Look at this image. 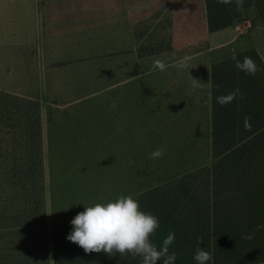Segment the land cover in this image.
I'll list each match as a JSON object with an SVG mask.
<instances>
[{
    "label": "rangeland",
    "instance_id": "374dc122",
    "mask_svg": "<svg viewBox=\"0 0 264 264\" xmlns=\"http://www.w3.org/2000/svg\"><path fill=\"white\" fill-rule=\"evenodd\" d=\"M189 1L0 0V90L40 103L50 242L54 229L85 206L121 195L138 196L143 190L160 188L169 177L215 164L211 146L166 147L162 158L149 159L151 152L164 147L153 139V71L126 82L122 99L121 85L103 87L106 73H120L114 63L120 59H96L95 49L100 45L104 44L106 55L116 36L118 48L123 49L127 41L134 46L132 35L137 28H146L145 22L154 27L170 9ZM263 16L256 6L242 7L227 31L239 36L241 48L257 43L264 56ZM210 34L206 30L198 37ZM197 42L193 41L192 48ZM46 43L51 50L49 65ZM224 52L221 49L216 55ZM88 90L89 94L83 93L88 95L78 99L81 91ZM113 101L116 108L111 107ZM121 119L126 139H111L107 129L120 125ZM130 160L135 163L129 165ZM255 220V216L244 219L248 224ZM244 235L262 241L264 228L247 229ZM180 245L191 248L174 240L169 252L181 255L175 264H197L185 251L178 252ZM254 257L263 259L264 255Z\"/></svg>",
    "mask_w": 264,
    "mask_h": 264
},
{
    "label": "trees",
    "instance_id": "16d2710c",
    "mask_svg": "<svg viewBox=\"0 0 264 264\" xmlns=\"http://www.w3.org/2000/svg\"><path fill=\"white\" fill-rule=\"evenodd\" d=\"M247 6H256L264 15V0H244L242 5L236 0L230 4L190 0L170 9L154 27L145 22L146 28H137L132 35L135 46L127 42L118 48L116 36L106 55L104 44L100 45L96 59H139V69L150 70L157 59L167 63L196 52L192 48L196 37L232 26ZM45 50L49 65L47 43ZM245 56L259 69L254 76L236 67ZM237 88L242 99L225 106L216 102L218 96ZM84 92L91 90L81 91L78 99L88 95ZM246 116L250 130L245 128ZM213 156L212 168L134 196L141 210L159 218L160 227L151 239L159 249L174 232L176 241L191 246L189 250L180 245L178 252L185 251L194 260L199 238L200 247L212 255L207 264L264 263V258L254 257L264 255V240H248L244 235L247 229L259 231L262 228L257 226L264 225V60L256 49L214 65ZM253 216V223L244 221ZM71 220L54 229L50 242L40 103L0 90V264H141V257L130 254L85 253L67 239L73 230Z\"/></svg>",
    "mask_w": 264,
    "mask_h": 264
},
{
    "label": "crops",
    "instance_id": "0c3cea01",
    "mask_svg": "<svg viewBox=\"0 0 264 264\" xmlns=\"http://www.w3.org/2000/svg\"><path fill=\"white\" fill-rule=\"evenodd\" d=\"M227 29L229 28L211 32L210 35L204 36V38H196V42L199 40L195 46L197 50L187 56L190 58V67L187 69L180 70L175 66L178 59L167 62V69L163 72L154 67L150 70H142L139 69L141 60L121 57L119 61H114L116 66L119 65L120 73H116L115 76L106 73L105 88L109 89L121 85L123 99L124 84L126 82L140 77L141 73L145 71H153L152 131L156 145L164 147L211 146V151H213L214 65L225 60L236 59L241 52L251 49H256L260 53V46L257 43H248L247 47L241 48L237 41L239 36L230 35ZM127 42L132 45L130 41ZM221 49H224L225 52L217 56L216 52ZM260 54L264 60V56L262 53ZM189 73L193 78H198L203 82V87L193 91ZM123 124L121 119L120 125L108 127L107 131L111 139H126V130ZM81 130L90 131L88 128ZM80 137H83V135H80ZM95 138L96 135L93 134V139L95 140ZM120 145L123 146L124 144L121 143ZM74 146H76V138L74 139ZM44 151L45 143L43 141V153ZM190 172L169 177L163 184L180 179Z\"/></svg>",
    "mask_w": 264,
    "mask_h": 264
},
{
    "label": "clouds",
    "instance_id": "9594fccd",
    "mask_svg": "<svg viewBox=\"0 0 264 264\" xmlns=\"http://www.w3.org/2000/svg\"><path fill=\"white\" fill-rule=\"evenodd\" d=\"M220 3L230 4L232 0H219ZM244 0H236L238 5H242ZM166 62L157 59L153 67L160 71H166ZM178 69L183 70L190 67V58L185 56L180 58L176 65ZM236 67L248 75L254 76L259 71L255 61L245 56L243 61H237ZM191 88L193 91L203 87L204 83L198 78H193L190 73ZM237 97L243 98V94L237 88L227 95L218 96L216 102L221 106L231 103ZM116 108L115 101L111 104ZM249 117L244 118L246 130H250ZM166 153V147H160L150 153L149 159L162 158ZM135 162L130 160L129 165ZM73 230L67 236L72 243L83 248L85 253L103 252L109 257L119 253L120 255H132L141 257V264H157L163 261V264H175L177 254L169 252V246L175 240V233L169 232L163 240L162 246L158 249L152 241V236L160 227V221L157 216L150 211L141 210L139 201L133 195H121L115 200L106 203H95L92 206H85L84 211L77 213L71 220ZM258 229L264 228V225H258ZM251 239L252 237L246 236ZM203 243L198 238V246L195 250L194 260L197 264H207L212 260V255L200 247Z\"/></svg>",
    "mask_w": 264,
    "mask_h": 264
}]
</instances>
